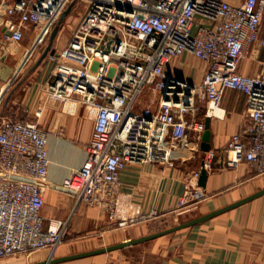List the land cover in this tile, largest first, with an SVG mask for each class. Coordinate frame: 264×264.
<instances>
[{
    "label": "built area",
    "instance_id": "obj_1",
    "mask_svg": "<svg viewBox=\"0 0 264 264\" xmlns=\"http://www.w3.org/2000/svg\"><path fill=\"white\" fill-rule=\"evenodd\" d=\"M72 0L27 1L8 10L12 36L21 41L28 24L48 35ZM264 0H88L69 45L51 55L56 63L50 95L94 115L87 159L63 183L79 204L109 212L112 223L134 227L158 218L145 213L136 195L124 188L121 174L131 164H173L200 144L205 123L196 119L199 104L213 113L228 90L247 96L244 134L227 144L230 169L247 163L264 176V63L255 76L240 72L248 49L264 47ZM39 41V43H40ZM190 54L206 62L200 85L170 76L165 66ZM158 94L159 107L137 110L145 90ZM210 117L209 112L207 117ZM161 129L171 131L164 139ZM49 132L37 123L0 116V259L41 251L51 256L67 239L68 223L44 228L42 210L50 188ZM211 154L204 161L210 167ZM201 170L186 181L179 211L196 209L210 196L199 185Z\"/></svg>",
    "mask_w": 264,
    "mask_h": 264
},
{
    "label": "crops",
    "instance_id": "obj_2",
    "mask_svg": "<svg viewBox=\"0 0 264 264\" xmlns=\"http://www.w3.org/2000/svg\"><path fill=\"white\" fill-rule=\"evenodd\" d=\"M21 1H27L32 8L39 0H0V116L37 123L49 132L50 188L42 210L44 228L57 222L68 223L67 244L56 251L54 258L139 239L153 234L163 225L173 228L184 224L183 219L195 210H178L187 178L192 172L201 170L211 154L214 159L207 168L208 179L203 188L210 198L200 208L204 215L264 190V176H257L253 166L242 163L230 169L227 165L225 148L233 136L244 134L249 119L247 96L237 90H228L221 110L213 113L203 102L195 116L204 123L207 118L211 120L209 152L202 150L203 140L196 144L193 134L188 148L173 164H131L121 174L124 188L136 195L145 213L157 212L158 218L134 227H122L111 222L107 210L79 204L63 191V183L82 168L87 159L94 115L80 106L53 98L48 84L55 81L56 63L50 59L51 50L58 53L69 45L88 7V0H72L67 8L73 6L72 10L63 20L61 16L43 41H40L41 27L35 24L24 27L21 41L9 39L12 36L10 21H18V18L11 17L8 10ZM57 27L59 30L53 39ZM261 31L263 34L264 22ZM263 63L264 47L258 41L246 52L240 72L258 75ZM208 69L206 62L190 54L165 66L168 75L195 85L202 84ZM156 99L158 109L159 99ZM148 102L142 101L137 110ZM208 112L210 117H207ZM160 131L164 139L171 134L169 129ZM51 257L50 251H43L31 262L35 264ZM58 264H264V195L202 224L120 250Z\"/></svg>",
    "mask_w": 264,
    "mask_h": 264
},
{
    "label": "water",
    "instance_id": "obj_3",
    "mask_svg": "<svg viewBox=\"0 0 264 264\" xmlns=\"http://www.w3.org/2000/svg\"><path fill=\"white\" fill-rule=\"evenodd\" d=\"M72 7H70L69 10H67L66 12L63 13L62 20L69 14V12L72 10ZM58 30H59V27H57L54 30L53 39L56 37V35L58 33ZM50 50H51V47L48 50V52ZM50 54L54 55V54H56V51L55 50H51ZM205 126H206V129H205V132L203 134V139H202L203 140L202 150L205 151V152H209L210 151L211 135H212L210 118H207ZM207 179H208V170L205 167V163H203L202 169H201L200 180H199V185L202 188L206 187ZM263 195H264V190L254 194V195H252V196H250V197H248L246 199H243V200H241V201H239V202H237L235 204H232L230 206L224 207L222 209H219V210L214 211L212 213H209L207 215L201 216L199 218L193 219V220H191L189 222H186L184 224H181L179 226H176V227H173V228H170V229L158 232V233H154V234H151V235H148V236H144V237L139 238V239L129 240L127 242H123V243H120V244H117V245L108 246V247H104V248H100V249H97V250H92V251H88V252H84V253H80V254H74V255L65 256V257H58V258L51 257V258H49L46 261L35 263V264H58V263L65 262V261H70V260H75V259H80V258H85V257H92V256H95V255H98V254H103V253H108V252L120 250V249L126 248L128 246L141 244V243H144V242H147V241H150V240H154V239H157L159 237H163V236L178 232L180 230H184V229L193 227L195 225H199V224H202L204 222H207V221L211 220L212 218H214L216 216H219V215L224 214V213H226L228 211H231V210H233V209H235V208H237V207H239V206H241V205H243V204H245V203H247L249 201H252V200H254L256 198H259V197H261Z\"/></svg>",
    "mask_w": 264,
    "mask_h": 264
},
{
    "label": "rangeland",
    "instance_id": "obj_4",
    "mask_svg": "<svg viewBox=\"0 0 264 264\" xmlns=\"http://www.w3.org/2000/svg\"><path fill=\"white\" fill-rule=\"evenodd\" d=\"M158 97H159L158 94H156V93H154L152 91H148V89H146L143 97L139 101V105L142 103V101L143 102L144 101H149L148 104H145V105L148 106V107H151L153 109H157V106H156L157 104H155V103L157 101L156 98H158ZM150 101H152V102H150ZM137 107H138V105H137ZM140 109H142V107ZM200 208H201V205L199 207H197L193 212H191L187 217H185L182 222L185 223L186 221L188 222V221H190L192 219L199 218V217L203 216L205 213H203ZM167 226L168 225H163L162 227L156 228L158 230H156L154 233H158V232H161V231H164V230H167V229L172 228V227L165 228ZM67 241H68V239H66V241L64 242V244L62 246H64L65 244H67ZM42 252L43 251L37 252V253L33 254L30 258H27L24 255H17V256L11 257V258L0 259V264H24V263H26V264H33L31 262V260L33 258L39 256Z\"/></svg>",
    "mask_w": 264,
    "mask_h": 264
}]
</instances>
